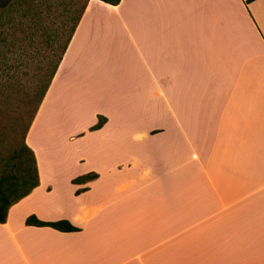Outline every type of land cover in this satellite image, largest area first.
<instances>
[{"label":"crops","instance_id":"crops-1","mask_svg":"<svg viewBox=\"0 0 264 264\" xmlns=\"http://www.w3.org/2000/svg\"><path fill=\"white\" fill-rule=\"evenodd\" d=\"M50 98V121L94 103L106 122L32 137ZM26 142L40 184L0 223V264H264V0H89Z\"/></svg>","mask_w":264,"mask_h":264},{"label":"trees","instance_id":"trees-1","mask_svg":"<svg viewBox=\"0 0 264 264\" xmlns=\"http://www.w3.org/2000/svg\"><path fill=\"white\" fill-rule=\"evenodd\" d=\"M1 1V0H0ZM105 2L117 5L121 0H103ZM89 0H70L64 8L52 2H43L37 5V22L35 26L28 24L27 17L29 14L26 10L23 11L21 19L16 22L15 19L9 14H3L5 21L2 29H0V61L3 54L4 47L15 46L21 42L22 33L29 32V29H34L31 35H36L40 32L42 37H45L44 43L39 48V53L42 52L44 46V54L38 66L36 74L34 75V84L32 92L28 95L34 100L35 108L33 109L31 119L25 129V134L22 141L17 145H10L7 154H0V223L7 221L8 213L16 202L27 196L35 187L40 184V174L37 163L35 151L27 144L26 136L32 125V122L39 110V107L50 87V84L59 68L64 54L72 40L76 28L86 10ZM1 4V2H0ZM14 4L6 3L4 8L13 6ZM61 9V10H60ZM55 12V14H53ZM6 15V17H5ZM33 16V14H31ZM56 16L57 22L54 29H47L43 23L46 16ZM35 19L36 15L34 14ZM22 18L24 20H22ZM46 33V35H44ZM29 34L23 40H27L26 45L28 48L24 51V61L27 55L31 52V43L33 41ZM6 84V91L11 89H18L17 84L20 83V77L13 75L9 76ZM106 118L100 116L98 123L91 127V130L98 129L104 125ZM96 173H88L82 175L74 182H86L96 178ZM29 225L37 226H51L64 231H76L78 227L74 226L68 220L60 221H43L36 215H30L26 219Z\"/></svg>","mask_w":264,"mask_h":264},{"label":"rangeland","instance_id":"rangeland-1","mask_svg":"<svg viewBox=\"0 0 264 264\" xmlns=\"http://www.w3.org/2000/svg\"><path fill=\"white\" fill-rule=\"evenodd\" d=\"M70 0H1L0 4V29H2L3 23L5 21L3 14L12 16L16 22H19L23 11L26 10L29 16L27 17V22L30 26H35L37 22V5L43 2H52L58 5L60 8H64L66 3ZM6 3L14 4L8 8H4L3 5ZM61 10V9H60ZM33 14V16L31 15ZM36 15V19L35 16ZM55 14V12H53ZM5 15V17H6ZM56 15V14H55ZM53 17L46 16L43 23L47 29H54L56 26V16ZM22 20H24L22 18ZM34 29H29V32L22 33L23 38L21 42L17 43L15 46L4 47L3 54L0 61V154H7L8 149L13 145L19 144L25 134V129L31 119L33 109L35 108L34 100L28 95L32 92L33 84L35 82L34 75L38 69V66L42 60L44 54V46L42 47V52L39 53V48L45 41V37L40 36L41 33L38 31L36 35L32 36L31 32ZM29 34L33 37L31 43V52L27 55L24 61V51L26 50L27 40H23L24 37ZM46 35V33H44ZM20 77V83L16 87L18 89H11V91H6L5 87L8 84L7 80L9 76ZM72 100L71 95L62 98V101ZM51 102V98L47 101L46 106L41 113L37 125L32 132V137H68L69 134H76V136L81 137L84 135H89L91 131L92 118L90 115V105L94 103H89V108L86 111H78L74 114L73 119L66 123L67 119L60 121L59 118L49 120L48 108ZM77 103H80L78 101ZM66 133V134H65ZM70 141L65 140L62 146L65 150L71 145H79L80 142L69 143ZM12 146L10 147V145ZM52 141L47 142L43 149L40 151V156L42 158V164L49 166L50 152L58 146ZM75 150V148H73ZM81 153H65V155L59 160L57 165L65 166L72 169L74 172H80L85 167L96 166L93 159L89 157H82ZM84 160L90 163L85 165ZM97 160V159H95Z\"/></svg>","mask_w":264,"mask_h":264}]
</instances>
